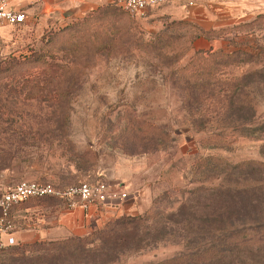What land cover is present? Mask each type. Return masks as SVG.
I'll list each match as a JSON object with an SVG mask.
<instances>
[{
    "label": "rangeland",
    "instance_id": "374dc122",
    "mask_svg": "<svg viewBox=\"0 0 264 264\" xmlns=\"http://www.w3.org/2000/svg\"><path fill=\"white\" fill-rule=\"evenodd\" d=\"M23 1L26 23L0 26V65L23 62L0 78V167L11 166L0 170V187L105 182L126 197L99 206L102 218L80 230L66 223L63 215L74 212L63 201L26 202L13 212L15 228L27 235L40 222L45 237L0 250V264L193 259L230 231L264 223V170L243 166L264 163V133L245 135L250 114L241 108L247 104L254 122L264 121L259 74L237 89L231 110L226 102L235 81L264 73L263 19L238 38L208 42L195 38L192 27L151 18L148 10L131 16L114 1L70 16L49 15L44 0ZM192 1L197 7L199 0ZM213 2L223 9L213 13L215 27L251 22L264 12V0ZM209 47L248 55L217 66L208 60L202 80L187 85L179 70ZM128 122L150 125L156 143L148 145L145 132H126ZM216 135L228 143L215 148ZM209 157L222 162H206ZM123 217L144 221L102 242L100 232ZM249 245L227 264H264V246Z\"/></svg>",
    "mask_w": 264,
    "mask_h": 264
},
{
    "label": "trees",
    "instance_id": "16d2710c",
    "mask_svg": "<svg viewBox=\"0 0 264 264\" xmlns=\"http://www.w3.org/2000/svg\"><path fill=\"white\" fill-rule=\"evenodd\" d=\"M261 19L264 20V14H259L257 17L252 20L251 22H246L244 24H240L234 28L236 31V37L238 38L241 36V34H244L245 31L253 30L255 27V23L260 21ZM180 25V24H177ZM223 32H214V35H220ZM237 50L233 53H226L222 50H199L195 53V56L190 61V63L186 66H184L181 70H179L178 78L181 79L184 83H187V85H192L193 82H199L204 77V69L206 66H208L207 61L211 63H215V65L222 64L221 61L223 60H233L239 55H248L244 53L243 51L239 50V48H236ZM221 58V59H220ZM211 59V60H210ZM226 61L228 64L229 62ZM23 64V62H19L17 59H11L10 61L5 62L3 65H0V78H2L5 74H10L8 76H12L15 72L16 65ZM259 74V77L264 82V73H259L258 71H254L251 73L246 74L245 76L241 77L240 80L235 81L236 82V91H234L228 98H226L227 102V108L231 110L233 108L235 97L234 94L238 93L237 89L239 87H243V82H247L255 77H257ZM199 79V80H198ZM194 85V84H193ZM197 85V84H195ZM194 85V86H195ZM189 93H191V90H189ZM242 110H244L246 113H249L250 115L244 118L245 125H248V128H246L245 135L250 137H258L260 134L264 133V121L261 123L254 122L255 120V113L254 109L249 107L247 104H244L241 106ZM126 132H129L130 134H137V133H144L151 136V139H149L148 145H153L155 142V136L152 133V129L150 125H147L145 128L143 126H137L135 124H132L128 122L126 125ZM41 137V136H40ZM168 137V134L163 133L162 141H165ZM217 138L214 140V147L221 148L223 145H226L228 143L227 139L225 137L223 138L222 135H216ZM25 138V137H23ZM37 140V139H36ZM156 143V142H155ZM157 143L156 145H158ZM34 146V145H32ZM149 147V146H148ZM206 162H222L221 159H215L213 157H209ZM243 166L250 167L254 169H261L264 170V163L259 162H247L244 163ZM11 166H2L0 167V170L3 169H10ZM256 209V208H255ZM142 218L141 217H123L119 220H117L116 224L112 227H107L105 230L100 232V235L102 236V242H108L111 240V237H113L116 234H119L124 231H128L131 229H136L139 226L142 225ZM116 238H119L118 235ZM76 240V239H75ZM79 240L78 243H81L77 247H83L86 244V238L85 239H77ZM74 240H72L73 243ZM116 244H118L117 241H115ZM70 244H67L66 242H63L60 244V246L63 247H70ZM251 243H257L261 246H264V223H255V224H249L246 226H243L241 230H233L230 231L223 239V241L218 245L214 246L212 245L211 249L208 250L206 253H198L194 256V258H180V259H174L170 261H164L160 264H227L228 261H232L235 257L236 253L238 254L245 250L246 248H249ZM107 244V243H106Z\"/></svg>",
    "mask_w": 264,
    "mask_h": 264
},
{
    "label": "built area",
    "instance_id": "2783aa9c",
    "mask_svg": "<svg viewBox=\"0 0 264 264\" xmlns=\"http://www.w3.org/2000/svg\"><path fill=\"white\" fill-rule=\"evenodd\" d=\"M23 0H0V26H19L26 23L28 14ZM42 1V0H36ZM173 0H114L115 5L131 16H138L152 8L163 6ZM125 193L114 191L105 182L80 183L68 188H58L51 183L21 181L5 188L0 194V250L13 247L15 224L13 212L31 200L56 199L63 201L71 210L88 211L103 204L125 198Z\"/></svg>",
    "mask_w": 264,
    "mask_h": 264
},
{
    "label": "crops",
    "instance_id": "0c3cea01",
    "mask_svg": "<svg viewBox=\"0 0 264 264\" xmlns=\"http://www.w3.org/2000/svg\"><path fill=\"white\" fill-rule=\"evenodd\" d=\"M114 0H44L43 11H48L49 15L57 14L61 12L62 15H65L69 11H74L77 14H85L91 10H94L98 7L103 6L107 3H112ZM192 0H173L172 2L163 5L161 8L153 9L147 11V14L153 17H164L170 20L172 25L180 24L182 27H192L195 33V38H200L202 40L214 41L218 39L225 38H235L236 31L234 28L240 24L246 22H239L230 26L215 27V20L213 18V13L215 11L223 10L219 6H214L213 0H199V3L196 6H192ZM24 6V1H22ZM225 9V8H224ZM28 13V12H27ZM264 14V12L258 13ZM214 32H223L220 35H214ZM193 33V32H192ZM214 50L212 47L199 48V50ZM5 190V187H0V194ZM41 201V200H38ZM74 212L71 215L65 216L66 223H69L71 228H78L79 230L85 226L89 227L93 222L98 221L103 216V211L98 208H91L88 211L82 209L72 210ZM64 214V213H63ZM68 216V217H67ZM43 223L34 222L31 226L34 228L29 234H22L19 232L17 227L15 228L14 237L16 238V245H19L21 241L28 244H35L43 239L46 234V230L43 229ZM13 246V247H15ZM12 248V247H9ZM7 249V248H6Z\"/></svg>",
    "mask_w": 264,
    "mask_h": 264
},
{
    "label": "water",
    "instance_id": "95a60500",
    "mask_svg": "<svg viewBox=\"0 0 264 264\" xmlns=\"http://www.w3.org/2000/svg\"><path fill=\"white\" fill-rule=\"evenodd\" d=\"M70 14H71V12H68V13L65 14V16H70Z\"/></svg>",
    "mask_w": 264,
    "mask_h": 264
}]
</instances>
